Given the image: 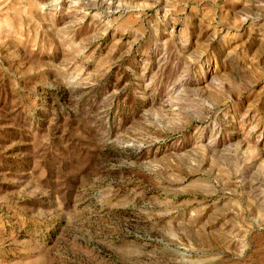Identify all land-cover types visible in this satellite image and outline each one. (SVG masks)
Instances as JSON below:
<instances>
[{"label": "rangeland", "instance_id": "rangeland-1", "mask_svg": "<svg viewBox=\"0 0 264 264\" xmlns=\"http://www.w3.org/2000/svg\"><path fill=\"white\" fill-rule=\"evenodd\" d=\"M0 264H264V0H0Z\"/></svg>", "mask_w": 264, "mask_h": 264}]
</instances>
